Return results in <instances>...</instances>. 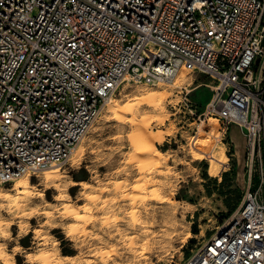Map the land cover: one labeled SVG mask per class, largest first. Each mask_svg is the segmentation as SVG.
I'll use <instances>...</instances> for the list:
<instances>
[{
    "label": "built area",
    "instance_id": "2783aa9c",
    "mask_svg": "<svg viewBox=\"0 0 264 264\" xmlns=\"http://www.w3.org/2000/svg\"><path fill=\"white\" fill-rule=\"evenodd\" d=\"M182 70L214 78L205 115L241 129L248 174L184 264H264V0H0V184L70 161L125 83Z\"/></svg>",
    "mask_w": 264,
    "mask_h": 264
},
{
    "label": "rangeland",
    "instance_id": "374dc122",
    "mask_svg": "<svg viewBox=\"0 0 264 264\" xmlns=\"http://www.w3.org/2000/svg\"><path fill=\"white\" fill-rule=\"evenodd\" d=\"M183 71L184 76L175 85L173 82L158 86L125 83L112 100L103 106L100 115L78 144L83 148L81 156L76 161L71 158L66 164L60 165L61 174L50 181L43 177V170L37 172L41 175L40 185L47 191L46 201L43 193L39 197L41 203L46 205L41 211H51L52 215L42 217L45 227L38 229V236L35 233L31 236L30 233L21 240L27 245L21 243L23 247L31 248L54 236L66 264L81 259V253H89L82 259L90 264H184L214 234L223 220L238 208L248 185L245 146L242 154L237 152L229 130L225 132L215 115H205L213 90L201 83L212 85L214 78ZM187 89L190 93H187ZM149 93L167 95V117L161 123L153 118L151 125L154 138L163 136V140L156 141L155 145L163 152L164 163L158 167L154 178L167 180L169 187L159 194V199L144 201L143 208L129 202L128 211L136 212L142 222L135 227L129 228L119 217L109 216L110 221L115 219V227L104 225L102 220H94L85 229L100 237L99 240L79 232H73L65 239L59 229L51 228V224L59 222L56 208L63 203L53 202L54 196L67 195L69 190L73 197L78 191H89L83 188V182L96 187L94 181L89 179L90 172L99 175L111 171L115 164L125 159L124 153L134 150L133 137L139 143L136 128L128 118H115L112 112L106 111V106L116 102L119 105L129 101L132 103L136 97ZM145 109L156 117L158 112ZM143 114L144 110L139 112L137 119H141ZM117 147L121 152L113 156V150ZM136 155L137 158L146 156L142 153ZM109 157L112 159L109 160ZM152 158L156 160V157ZM76 168L80 171H73ZM257 183L258 180H255ZM49 186L52 190H49ZM3 187L13 188V184H3ZM36 187L37 178L33 176L27 189L14 190L9 194L14 198H23L26 191ZM153 187L149 185L147 191L150 192ZM129 194L140 193L133 189ZM85 202L79 201L81 205ZM120 203L117 201L111 206L112 209L116 210ZM157 209L161 214H154ZM107 214V206L101 207L100 212L94 210L92 213L99 217ZM146 217L148 219L145 222ZM126 218L130 221L133 219L131 216ZM37 219L41 220L40 217ZM31 223L35 225V220ZM194 227L198 228L197 233H194ZM65 231L70 232L71 227L68 226ZM15 233L14 226L13 235ZM73 245L83 246L74 249ZM97 250L104 255H95ZM17 261L22 264L20 257H17Z\"/></svg>",
    "mask_w": 264,
    "mask_h": 264
},
{
    "label": "clouds",
    "instance_id": "9594fccd",
    "mask_svg": "<svg viewBox=\"0 0 264 264\" xmlns=\"http://www.w3.org/2000/svg\"><path fill=\"white\" fill-rule=\"evenodd\" d=\"M139 103L151 104L152 101L151 98L144 97L142 100L137 101V104ZM154 107L160 108L158 101L154 103ZM132 108L133 105L130 104L124 111H131ZM160 110L163 111L162 108ZM153 118L158 119V117H151L147 114L143 115V120L146 123ZM133 149V151L123 154L125 159L115 164L113 170L99 175H93L90 172L89 179L94 181L96 187H91L88 182H83V188L89 191H78L74 197L70 194V190L67 195H55L53 202L61 201L63 203L56 208L59 222L51 224L52 230L59 229L65 239H68L73 232H79L81 235L89 236L93 240H99L100 237L85 231L88 225L93 224L94 220H102L104 225L110 227H115V219L110 221L109 216L119 217L129 228L141 224L138 214L128 211L129 202L133 206L143 208L144 201L159 199V194L169 187V183L167 180L154 178L158 167L164 163L163 158L157 161L152 158V155L144 158H137L136 155L137 153H145L159 157V152L155 151L149 144L138 143L134 137ZM120 152L119 147L115 148L113 156ZM111 159L112 157H109V160ZM32 167L29 165L28 172L24 173L23 176L17 175L11 181L13 185L20 184L27 189L31 183V178L33 176L37 178V187L31 191H26L23 198H14L9 193H13L15 189H6L0 184V264H18L17 257H20L22 264H66L59 242L54 236L42 244L33 245L31 248H25L21 245V240L28 237L30 233L31 236L33 233L37 236L40 234L38 229L45 227L42 217L52 215L51 211L46 213L41 211V208L46 205L41 203L39 197L43 193L46 201L47 191H44L43 186L40 185L41 175L32 170ZM73 171L78 172L80 169L76 168ZM149 173L153 175H149ZM165 175L167 174L165 173ZM149 185L155 186L150 192L147 191ZM65 187L68 188L69 185H65ZM133 189L138 190L140 194L130 195L129 193ZM32 197L37 199H30ZM81 200L86 202L81 205L79 203ZM117 201H121V203L116 210H113L111 206L116 204ZM103 206H107V215L103 217L92 215L94 210L100 212ZM121 213L123 215H120ZM154 214L159 215L161 213L157 209ZM128 216L133 219L128 220L126 218ZM38 217L41 220L38 221ZM147 219L146 217L145 222ZM33 220H35V225L31 223ZM14 226L16 228L15 235H13ZM68 226L71 227L70 232L65 231ZM82 246L73 245L74 249ZM90 251L91 248H89ZM87 254L89 253H81V259L73 261V264H90V262L82 259ZM95 255L102 256L104 254L97 250Z\"/></svg>",
    "mask_w": 264,
    "mask_h": 264
},
{
    "label": "bare ground",
    "instance_id": "6f19581e",
    "mask_svg": "<svg viewBox=\"0 0 264 264\" xmlns=\"http://www.w3.org/2000/svg\"><path fill=\"white\" fill-rule=\"evenodd\" d=\"M183 76H184V71L182 70L174 78V80L172 81L173 82L172 84L175 85L176 83H178L179 78L183 77ZM144 97L151 98L152 103L151 104H145V103L137 104V101L142 100ZM166 98H167L166 94L161 95V94H158V93H149L147 95H143L142 94L141 96L136 97L134 102H132V103H130L131 101L128 100L129 102H126V103H124L122 105H119L116 102V103H111V104L106 106V111L112 112L115 118L121 119V120L126 119V118L129 119L130 123L136 128V134H137V137L139 138V143H144V144L151 145L153 147V149H155V151L160 153V156L157 157V156H154L153 154H145V153H142V154H144L146 156L152 155V157H156L157 161H159L160 158H163V152L156 147L155 142L156 141H162L163 140V136L159 135L158 137L154 138V136L152 135V128H153L152 125H151L152 122L150 121V122L146 123V122H144L143 117H141V119H137L138 118L137 116H138L139 112L144 110V114H147V115L153 117V115L151 114V111L145 109V107H146V108H150V109L158 112L157 115H156V117H158V119L154 118V120L157 123L164 122L165 118L167 117V115L165 114L166 113V108H167ZM157 101L159 102L160 108H162L163 111H161L160 108H155L154 107V103L157 102ZM130 104L133 105L132 110L131 111H124V109ZM128 114H130V117H127ZM82 152H83V148L81 146H79V145L76 146L75 149L73 150V154H72V157H71L72 160L76 161L81 156ZM42 173H43L42 174L43 177L47 181H50L53 178H56V177H58L61 174L60 165L49 166V167L45 168L42 171ZM13 188L15 190L26 189L23 185H20V184L13 185Z\"/></svg>",
    "mask_w": 264,
    "mask_h": 264
},
{
    "label": "crops",
    "instance_id": "0c3cea01",
    "mask_svg": "<svg viewBox=\"0 0 264 264\" xmlns=\"http://www.w3.org/2000/svg\"><path fill=\"white\" fill-rule=\"evenodd\" d=\"M228 130L231 140L237 148V152L242 154L244 152L245 142L241 129L237 125H230Z\"/></svg>",
    "mask_w": 264,
    "mask_h": 264
},
{
    "label": "trees",
    "instance_id": "16d2710c",
    "mask_svg": "<svg viewBox=\"0 0 264 264\" xmlns=\"http://www.w3.org/2000/svg\"><path fill=\"white\" fill-rule=\"evenodd\" d=\"M233 212H234V211H233ZM233 212H232V213H233ZM232 213H231V214H232ZM231 214H230V215H231ZM193 231H194V233H197V232H198V228H197V227H194V228H193ZM21 243H22L23 246H27V245L25 244L24 241H22Z\"/></svg>",
    "mask_w": 264,
    "mask_h": 264
}]
</instances>
